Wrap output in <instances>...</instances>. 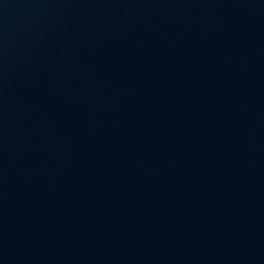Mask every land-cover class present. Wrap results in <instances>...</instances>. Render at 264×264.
<instances>
[{"label": "water", "instance_id": "obj_1", "mask_svg": "<svg viewBox=\"0 0 264 264\" xmlns=\"http://www.w3.org/2000/svg\"><path fill=\"white\" fill-rule=\"evenodd\" d=\"M0 264H264V0H0Z\"/></svg>", "mask_w": 264, "mask_h": 264}]
</instances>
